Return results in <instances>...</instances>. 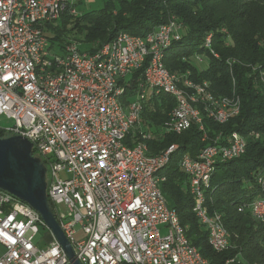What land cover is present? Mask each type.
Returning <instances> with one entry per match:
<instances>
[{
  "label": "built area",
  "instance_id": "obj_1",
  "mask_svg": "<svg viewBox=\"0 0 264 264\" xmlns=\"http://www.w3.org/2000/svg\"><path fill=\"white\" fill-rule=\"evenodd\" d=\"M67 5L0 0V119L14 123L4 128L0 122V130L5 138L33 144V155L47 169L49 203L81 264H210L162 194L160 172L178 146L149 155L147 142L156 137L141 129L143 102L171 95L176 106L161 134L180 135L193 124L204 131L203 112L225 124L240 113L239 98H217L208 83L166 68V51L181 38L175 21L143 37L121 32L94 54L81 52L76 42L61 55L51 53L46 26ZM143 67V81L128 98V78ZM130 133L134 146L125 144ZM225 140L217 137L197 157L187 154L180 161L194 212L218 253L231 247L230 235L222 216L206 210L205 191L215 165L239 158L247 147L240 133ZM249 209L264 224V199ZM41 227L48 229L35 209L0 190V264H73L49 229L50 242H37Z\"/></svg>",
  "mask_w": 264,
  "mask_h": 264
},
{
  "label": "trees",
  "instance_id": "obj_2",
  "mask_svg": "<svg viewBox=\"0 0 264 264\" xmlns=\"http://www.w3.org/2000/svg\"><path fill=\"white\" fill-rule=\"evenodd\" d=\"M84 2L68 0L60 19L46 26L51 53H64L73 42L64 36L72 31L83 36V41H74L79 50L94 54L121 32L143 37L175 21L180 25L181 38L166 51V68L182 79L188 75L196 83H208L217 98H239L240 113L225 124L203 112L204 131L193 124L180 135L163 134L147 145L151 156L178 146L160 172L165 178L160 187L202 256L210 264H264V224L249 209L253 201L264 199V185L260 183V179L264 181V0H102L100 7L79 14L77 10ZM203 57L209 62L200 69L195 59ZM144 72L145 67L128 78V98L143 81ZM175 106L169 94L148 96L143 102L141 129L159 133ZM233 133L246 138V151L239 158L217 163L205 191L206 210L222 216L230 235L231 247L218 253L194 212L195 198L180 161L187 154L197 157L204 148L214 145L217 137L226 142ZM5 137L0 130V139ZM125 144L135 145L132 133Z\"/></svg>",
  "mask_w": 264,
  "mask_h": 264
},
{
  "label": "water",
  "instance_id": "obj_3",
  "mask_svg": "<svg viewBox=\"0 0 264 264\" xmlns=\"http://www.w3.org/2000/svg\"><path fill=\"white\" fill-rule=\"evenodd\" d=\"M47 169L33 155V144L20 136L0 139V190L29 204L44 220L73 264L74 250L62 230L47 197Z\"/></svg>",
  "mask_w": 264,
  "mask_h": 264
},
{
  "label": "rangeland",
  "instance_id": "obj_4",
  "mask_svg": "<svg viewBox=\"0 0 264 264\" xmlns=\"http://www.w3.org/2000/svg\"><path fill=\"white\" fill-rule=\"evenodd\" d=\"M84 1H85L84 5L80 6L77 10L79 14L87 12L88 10H91V9L98 8L102 5V0H84ZM64 37L66 38L67 41H73V42L76 41L78 43L80 41H83V36L77 31H72L68 33L67 35H65ZM208 62L209 61L207 57H203L202 61L195 59V65H197V67L200 69H203L204 67H206ZM0 122L4 128L12 127L14 124L13 121L6 120L4 118L0 119ZM161 135H162L161 131H159V133H157L154 137L158 138V137H161ZM48 176H49V172H48ZM64 176L65 175H63V177ZM59 209L62 213L65 212L64 205L59 206ZM80 236L81 235H78V238ZM50 240H51V233L48 231V229L41 227L40 233L37 237V242L40 243L41 246H45L50 242Z\"/></svg>",
  "mask_w": 264,
  "mask_h": 264
}]
</instances>
